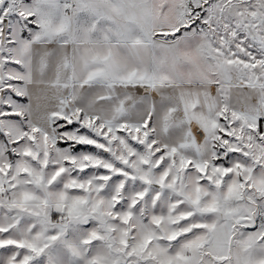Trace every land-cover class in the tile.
<instances>
[{"label": "snow or ice", "instance_id": "obj_1", "mask_svg": "<svg viewBox=\"0 0 264 264\" xmlns=\"http://www.w3.org/2000/svg\"><path fill=\"white\" fill-rule=\"evenodd\" d=\"M0 264H264V0H0Z\"/></svg>", "mask_w": 264, "mask_h": 264}]
</instances>
